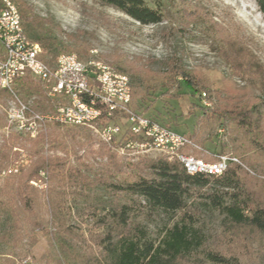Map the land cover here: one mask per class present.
I'll use <instances>...</instances> for the list:
<instances>
[{"label":"rangeland","instance_id":"obj_1","mask_svg":"<svg viewBox=\"0 0 264 264\" xmlns=\"http://www.w3.org/2000/svg\"><path fill=\"white\" fill-rule=\"evenodd\" d=\"M162 1L175 4L174 8L166 14L164 22L143 26L116 10L102 5L97 0H10L12 4H21L31 9L32 13L40 18L52 20L59 27L60 37L67 45L74 44L75 47L85 50L80 58L84 63L99 62L116 74L123 75L113 68L116 63L137 61L140 65L148 61L151 70L155 71L161 69L168 59L175 56L181 58L188 68L199 69L207 74V77L215 84L214 87L223 91L229 90L233 97L237 95L246 101H251V95L256 98L262 96L257 84L248 82L250 78H246L244 74L238 75L239 65L232 69L223 53L229 45L226 42L229 41L232 49L239 48L243 51L250 59L249 62L259 67L264 75V16L253 0ZM188 16L195 17V20H187ZM69 55H75L78 58L76 52H71ZM123 76L127 78L130 85L129 76L126 74ZM252 78L256 81L260 80L258 76H252ZM5 93L8 95L0 99V146L7 137L14 140L9 145L13 144L20 152L16 169L26 167L30 162L26 152L19 149L21 145H26V140L37 142L36 150L45 157L64 161V170L83 165L87 174L98 176L104 175L106 168L109 169L105 159L95 161L87 150L91 141L96 142L91 145L93 151L99 148L97 143H103L97 134L96 126L74 127L47 124L40 129L36 138L20 136L7 122V113L12 103L18 100L31 111L43 113L32 109L30 100L20 98L15 86L12 93ZM44 94L48 99L47 111H49V107L54 108L55 101L50 100L45 91ZM142 95L141 91H134L131 107L133 111L169 127L178 134L189 137L195 133L197 140L192 141L201 150L219 154L220 145L224 143L223 153L238 160L245 172L248 189L264 206V149L262 153L255 150L251 144H247L246 135L232 126L214 127L208 124L207 129L200 130L195 127L196 119L201 116L200 107H211L217 100L215 94H207L200 100L180 83L172 89L158 90L149 94L145 101L141 100ZM190 111H192L191 115ZM212 132L216 136L208 138ZM120 145L117 140L116 144L107 145V147L115 154L117 160L125 165L138 163L143 159L163 158L169 162L172 161L159 151L147 153L124 151V154H121ZM239 147L242 148L241 152L236 150ZM191 153L198 157L203 156L197 150ZM242 154L245 155V160L240 159ZM203 158L205 159L204 156ZM248 163L249 165L251 163L252 167ZM7 176L10 174L6 173L2 176L0 173V231L4 229L6 205L11 203L13 198L11 187L14 186L15 181L13 177ZM127 177V174H122L113 180ZM32 185L38 191L34 211L41 221L47 222L49 211L44 192L51 187L56 189L59 187L63 190L65 188L63 180L62 178L50 180L47 174H39ZM68 191L65 189L62 197L65 206L64 218L68 225L78 227V233L83 235L80 244L90 245V234L100 232L93 228L94 221L104 212L93 210L88 212L89 214L86 211L83 212L84 214L77 213V205L89 206V204H95L98 199H95L92 193L88 194V198L71 197L65 194ZM213 192L212 185L196 189L186 200V209L191 214V218L184 219V223L191 228L197 244L186 264H216L210 260L209 254L225 258L235 257L236 261L233 264H264V248L259 241L235 240L233 233L225 225V217L211 207L208 196ZM118 197L120 203H127L132 207L134 224L139 225L146 233V237L155 243L159 242L167 230L182 218L179 212L168 213L149 207L135 197L123 195ZM20 226L22 240L18 243L15 253L19 255L18 259L24 260L20 263L18 260L17 263L55 264L56 254L41 233L36 234V245L29 246L26 239L28 227L22 214ZM8 245L10 247V244ZM4 248V244H0V264H6V261L10 260L9 256L3 254Z\"/></svg>","mask_w":264,"mask_h":264},{"label":"trees","instance_id":"obj_2","mask_svg":"<svg viewBox=\"0 0 264 264\" xmlns=\"http://www.w3.org/2000/svg\"><path fill=\"white\" fill-rule=\"evenodd\" d=\"M97 1L143 26L163 23L166 14L175 5L173 2L171 4L162 0ZM253 1L264 16V0ZM13 4L17 8L24 34L41 47L43 59L47 63L52 64L59 55L71 54V52H76L78 59L82 58L81 55L85 50L75 47L74 44L67 45L60 37L59 27L52 20L34 15L31 9L21 4ZM186 19L195 20V17L188 16ZM226 43L229 44L223 51L226 60L232 69L239 65L238 75L244 74L246 78H250L248 82L257 84L261 97L256 98L251 95V101H246L237 95L233 97L229 90L223 91L214 87L215 84L207 74L199 69L188 68L181 58L175 56L168 59L161 69L155 71L151 70L148 61L140 65L137 61L116 63L113 68L116 72L129 76L131 100L134 98L135 90L142 92L141 100L145 101L149 94L158 90L172 89L180 83L200 100L202 96L215 94L217 100L211 107H200L201 116L196 119L195 127L200 130L207 129L208 124L214 127L232 126L246 135L247 144H251L255 150L262 153L264 75L259 67L249 62L250 59L243 51L239 48L232 49L229 41ZM252 76H258L260 80L256 81ZM14 86L20 98L31 101L32 109L43 114L54 112L53 107H49L47 111L48 99L40 84L34 83L27 77L16 80ZM7 95L5 92H0V99ZM189 114L191 115L192 111ZM212 133L208 138L216 136ZM188 138L197 140L195 133ZM127 139L134 140L130 136ZM12 141L14 140L11 137H7L0 146L2 176L16 169L15 166L19 164L20 152L13 144L9 145ZM93 144L96 142L91 141L87 149L88 153L95 161L106 160L109 169H105L104 175L90 176L83 165L64 170V161L45 157L36 150L38 143L32 140H26V145L19 147L26 152L30 162L26 167L17 169L16 174L11 173L7 176L13 177L15 182L11 187L12 202L6 205L4 229L0 231V244H4L5 247L3 254L10 257L6 264H19L24 260L18 259L19 255L15 253L18 243L22 240L21 214L28 227L26 239L29 246L36 245V234L41 233L56 254L55 264H186L190 253L197 246L191 228L184 223V219L191 218V214L186 209V200L194 190L210 185L214 190L208 196L210 205L225 217V225L233 233V238L239 242L258 240L264 248V206L248 189L247 178L241 164L228 165L225 172L218 177L189 176L176 160L169 162L163 158L143 159L138 163L125 165L117 160L115 154L107 147L108 144L97 143L99 148L96 151L92 150ZM224 148L225 144L222 143L219 154L226 155L223 153ZM236 150L241 152L242 148ZM240 159L245 160V155L242 154ZM249 166L252 167V164L250 163ZM39 174H47L50 180L62 178L65 185L63 190L59 187L58 189L51 187L44 192L49 211L47 222L41 221L34 211L38 191L33 187L32 182ZM122 174H127L128 177L113 180ZM65 189L69 190L65 194L71 197L88 198V194L92 193L94 198L98 199L95 204L89 206L77 205V213L82 214L85 211L88 213L93 210L104 212L94 221L93 228L100 232L90 234V245L80 244L83 235L78 233V227L68 225L64 218L65 206L62 197ZM119 195L141 199L147 206L164 212H179L182 218L167 230L159 242L155 243L146 237V233L139 225L134 224L132 207L127 203H120ZM208 257L216 264H233L236 261L235 257L225 258L211 254Z\"/></svg>","mask_w":264,"mask_h":264},{"label":"built area","instance_id":"obj_3","mask_svg":"<svg viewBox=\"0 0 264 264\" xmlns=\"http://www.w3.org/2000/svg\"><path fill=\"white\" fill-rule=\"evenodd\" d=\"M17 25L21 21L14 4L13 13H5L0 3V92L12 93L15 81L28 77L55 101L54 112L47 114L33 112L18 100L12 103L7 122L18 134L36 138L47 124L96 126L102 142H120L121 154L159 151L169 160H176L189 176L218 177L228 165L240 164L228 155L201 150L187 136L133 111L131 86L115 81L112 70L101 71L93 64L83 67L78 58L62 59L61 55L52 64L47 63L41 47L22 38ZM193 150L205 159L193 155ZM11 173L16 174L17 169L8 171Z\"/></svg>","mask_w":264,"mask_h":264},{"label":"bare ground","instance_id":"obj_4","mask_svg":"<svg viewBox=\"0 0 264 264\" xmlns=\"http://www.w3.org/2000/svg\"><path fill=\"white\" fill-rule=\"evenodd\" d=\"M2 6H4V8H5V13H13V4L10 2V0H3ZM17 32L18 33H21V37L22 38H27L26 35L24 34L22 25H17ZM61 58L62 59H77V56H75V55H69L68 54V55H61ZM92 64L95 65V66H97V68L101 69V71H111L112 70L109 67H107V66H105V65H103V64H101L99 62L91 61L89 63H84V62H82L79 59V65L80 66H83V67H92ZM123 75H119V74H116L114 72V80L115 81H119L120 84H127V85H129V82H128L127 78L125 76H123Z\"/></svg>","mask_w":264,"mask_h":264}]
</instances>
